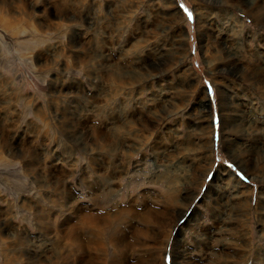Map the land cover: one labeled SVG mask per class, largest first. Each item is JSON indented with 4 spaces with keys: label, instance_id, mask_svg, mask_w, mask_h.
<instances>
[{
    "label": "rangeland",
    "instance_id": "1",
    "mask_svg": "<svg viewBox=\"0 0 264 264\" xmlns=\"http://www.w3.org/2000/svg\"><path fill=\"white\" fill-rule=\"evenodd\" d=\"M255 1L0 0V264H264Z\"/></svg>",
    "mask_w": 264,
    "mask_h": 264
},
{
    "label": "bare ground",
    "instance_id": "2",
    "mask_svg": "<svg viewBox=\"0 0 264 264\" xmlns=\"http://www.w3.org/2000/svg\"><path fill=\"white\" fill-rule=\"evenodd\" d=\"M233 1V0H232ZM253 2H252V5H255V3H256V1L255 0H252ZM249 4H251V3H249ZM252 7V6H251ZM257 10H259V9H257ZM155 23V22H154ZM149 64L147 63V62H142V64H141V67L140 68H138L139 69V71H138V74L137 73H134V74H132V76L133 77H135V78H138V77H140V75H139V73L140 74H142L143 73V70L145 71V70H147V67H149L148 66ZM151 69V68H150ZM152 69H154V68H152ZM148 71V70H147ZM142 72V73H141ZM140 121H143V120H140ZM142 123H144V124H146V122H142ZM2 138V137H1ZM156 212V211H155ZM161 213V212H160ZM160 213H150V212H148L146 215H144L143 216V219H146V221H148V223H151V224H154V225H156L157 227H160V228H162V227H164V226H168L170 223H171V221H170V219L169 218H164V217H159V214ZM162 215H164V214H162ZM174 217L176 216V214H172ZM171 215V217H173ZM141 216H142V214H141ZM105 217H108V216H105ZM93 218H94V216H87V220L88 221H91L92 222V220H93ZM102 218H104V217H102ZM144 221V220H143ZM145 221V222H146ZM90 224V223H89ZM171 226V225H170ZM144 233V231L142 232V231H139V234H143ZM150 234V233H149ZM146 235V234H145ZM148 235V234H147ZM111 236V235H110ZM149 237H151V236H149ZM111 238V240H110V242H113V243H117L120 247H123L124 246V244H125V242H126V240H125V238L124 237H117V239H113V236L112 237H110Z\"/></svg>",
    "mask_w": 264,
    "mask_h": 264
}]
</instances>
